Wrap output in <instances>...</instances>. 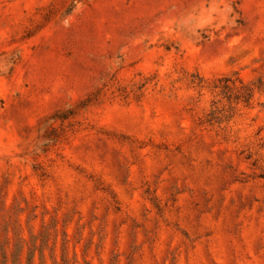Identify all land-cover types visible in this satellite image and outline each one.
I'll list each match as a JSON object with an SVG mask.
<instances>
[{
	"label": "rangeland",
	"instance_id": "rangeland-1",
	"mask_svg": "<svg viewBox=\"0 0 264 264\" xmlns=\"http://www.w3.org/2000/svg\"><path fill=\"white\" fill-rule=\"evenodd\" d=\"M0 264H264V0H0Z\"/></svg>",
	"mask_w": 264,
	"mask_h": 264
}]
</instances>
